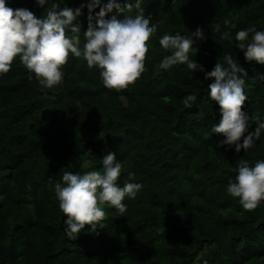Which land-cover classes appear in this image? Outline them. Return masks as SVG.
<instances>
[{
	"label": "trees",
	"instance_id": "1",
	"mask_svg": "<svg viewBox=\"0 0 264 264\" xmlns=\"http://www.w3.org/2000/svg\"><path fill=\"white\" fill-rule=\"evenodd\" d=\"M87 2L8 0L38 18L52 3ZM141 8L157 31L146 42L144 72L124 89H107L97 68L71 54L51 89L30 79L18 57L0 74V264H264V201L244 210L226 191L240 159H264V134L248 152L218 147L223 137L208 135L220 119L208 97L212 80L182 64L159 68L168 54L159 38L199 27L204 39L190 58L211 71L231 54L247 73L243 109L264 118V65L246 62L234 35L264 30V0H141ZM78 20L86 30L87 8ZM190 93L197 100L185 107ZM108 152L122 164L117 182L142 188L125 198L123 214L105 205L102 227L85 225L69 238L54 182L65 171L102 170Z\"/></svg>",
	"mask_w": 264,
	"mask_h": 264
},
{
	"label": "clouds",
	"instance_id": "2",
	"mask_svg": "<svg viewBox=\"0 0 264 264\" xmlns=\"http://www.w3.org/2000/svg\"><path fill=\"white\" fill-rule=\"evenodd\" d=\"M48 2L35 0L41 7ZM84 8H87V28L82 31L78 18ZM135 8L137 13L130 14L133 9L130 0H88L79 7L52 3L46 15L38 18L28 8L13 9L8 0H0V74L7 73L18 57L30 79L34 75L38 86L51 89L62 82V67L71 54L83 58L89 68H97L107 89H124L144 72L146 42L157 31V25L150 23L151 16L144 15L141 0H135ZM216 30H220L219 24ZM191 33V36L164 33L159 38V45L168 53L159 62V68L168 70L182 64L192 72L197 69L204 72V79L212 80L208 84V97L219 106L220 114L219 123L212 125L208 135L223 137L216 142L218 147L233 149L237 154L241 150L248 152L264 134V118L252 116L242 107L247 99L244 91L247 73L231 54H226L224 62H217L211 71H205L190 58V52L197 51L193 47L195 41L204 39V34L199 27ZM234 35L245 61L264 65V30L253 26ZM260 77L264 79V74ZM196 100L197 95L190 93L182 103L192 107ZM252 123L256 124L254 130ZM99 163L102 170L65 171L61 180L54 182L58 207L65 217L63 232L69 238L78 235L85 225L92 231L102 227L105 205L123 214L127 207L123 203L125 198L134 199L142 188L136 182H125L123 186L117 182L122 164L115 153L108 152ZM49 182L53 183L51 177ZM226 191L238 198L244 210L255 209L264 201V159L254 163L240 159Z\"/></svg>",
	"mask_w": 264,
	"mask_h": 264
}]
</instances>
